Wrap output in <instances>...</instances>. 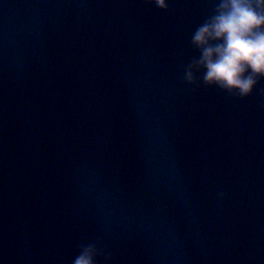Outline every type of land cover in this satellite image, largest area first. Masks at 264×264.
Returning a JSON list of instances; mask_svg holds the SVG:
<instances>
[{
	"label": "water",
	"instance_id": "1",
	"mask_svg": "<svg viewBox=\"0 0 264 264\" xmlns=\"http://www.w3.org/2000/svg\"><path fill=\"white\" fill-rule=\"evenodd\" d=\"M216 2L0 0V264H264V79H184Z\"/></svg>",
	"mask_w": 264,
	"mask_h": 264
},
{
	"label": "clouds",
	"instance_id": "2",
	"mask_svg": "<svg viewBox=\"0 0 264 264\" xmlns=\"http://www.w3.org/2000/svg\"><path fill=\"white\" fill-rule=\"evenodd\" d=\"M167 9L168 0H150ZM199 57L184 73L194 81L193 69L202 71V82L245 98L264 79V0H217L214 12L191 37ZM264 95V88L258 90ZM223 198L224 193H219ZM93 244L81 247L72 264H96Z\"/></svg>",
	"mask_w": 264,
	"mask_h": 264
}]
</instances>
